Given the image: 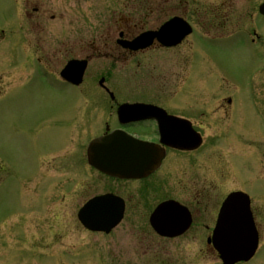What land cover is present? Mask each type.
I'll use <instances>...</instances> for the list:
<instances>
[{
  "label": "rangeland",
  "instance_id": "1",
  "mask_svg": "<svg viewBox=\"0 0 264 264\" xmlns=\"http://www.w3.org/2000/svg\"><path fill=\"white\" fill-rule=\"evenodd\" d=\"M91 1L81 2L82 17L91 16ZM260 2L236 0L232 4L236 11L226 34L235 30L240 35L249 32L250 37L256 39L252 33V27H256L264 35V18L256 12ZM224 3L226 0H192L188 18L196 32L190 37L186 49L182 46L175 54L173 51L157 54L164 67L174 64L175 73L165 70L169 75L163 76L155 70L157 65L144 66L148 68L144 70L145 74L151 72L152 77L144 81L140 76L132 77V80L128 78V81L120 80L119 88L124 89L126 85L128 91L119 97H131V94L151 88L163 89L165 94L172 90L177 95L189 90L192 103L205 107L209 114L206 120L208 127L203 130L209 159V236L221 202L230 190L241 188L254 200L252 211L260 243L251 261L238 264H264V165L256 166L258 158L253 159L256 163L251 162L247 170L242 158L236 159L240 187L221 191L217 186L220 160L227 161L230 153L243 154L241 149H234L230 143L220 139L223 137L222 126L216 123L222 115L216 107L221 98L230 96L228 93L232 90L235 92L237 117L243 122L241 127H246L249 132L253 130L250 136L256 144L252 152L264 151V142L257 144L259 137L264 138V37L256 39L260 46L248 43L239 34L229 39L209 41L212 39L210 36H218L215 28L210 27L218 23L210 11L222 9ZM6 4V0H0V20L5 14ZM254 17L259 18L252 24ZM206 18L208 22H203ZM203 34L209 38H204ZM4 47L0 48V61L10 55ZM14 55L21 58L17 52ZM206 89L209 96H201L202 90ZM172 99L177 103L182 100L179 96ZM83 103L73 88L59 85L56 81L51 83L24 76L15 81L4 78L0 84V264H159L151 255L145 254L147 250L152 254L148 246L151 238L139 239L141 233L137 226L129 230L131 219L142 217L145 210L134 194L137 184L131 181L113 183L116 190L120 187L119 191L124 194L122 197L126 195L123 198L129 202L124 220L110 233L90 232L78 219L85 202L103 194L109 187L108 179L100 176L87 162V146L103 131L102 128H85L83 116L78 126L76 121L73 122L75 118L71 115V108ZM201 110L195 109L191 114ZM93 124L99 126V120L95 119ZM243 131L240 128V136ZM253 157H258V154ZM164 175V179L161 175L157 177L161 179L162 192L183 198L184 180L181 181L178 175ZM119 191L117 193L121 195ZM152 201L150 198L149 202ZM165 243L167 249L191 250L187 256H176L172 264H222L212 245L206 240H195L192 233L173 241L171 246ZM164 258L161 257V264H169L163 262Z\"/></svg>",
  "mask_w": 264,
  "mask_h": 264
},
{
  "label": "flooded vegetation",
  "instance_id": "2",
  "mask_svg": "<svg viewBox=\"0 0 264 264\" xmlns=\"http://www.w3.org/2000/svg\"><path fill=\"white\" fill-rule=\"evenodd\" d=\"M6 1L5 14L0 20V48L5 46L4 49H7L10 55L6 60L0 61V84H3L4 78L15 81L25 76V78L34 77L37 80H46L51 83L56 81L59 85L73 88L78 100L83 99L84 102L71 108V115L75 118L73 122L76 121L78 126L81 123L80 119L84 117L83 122L87 125L85 128H94V126L102 128L103 131L93 138L102 136L107 131L122 130L134 138L158 145L161 144L160 127L167 126L174 128L180 135H187L189 133L187 128H190L200 137L201 144L194 150L164 147L165 155L160 167L145 179L131 180L137 184L134 194H137L145 210L142 217L131 219L129 230L137 226L141 233L139 239L145 241L151 238L149 239L151 243L148 246L152 254L148 250L145 254L151 255L159 264H161V257H165L164 263L172 264L176 261H174L176 256L189 255L190 248H182L177 251L164 246L167 245L165 242L171 246L173 241L191 235V233L195 240L207 241L209 237V209L207 206L209 159L206 154L207 142L203 133L209 124L206 121L209 115L208 111L204 106L192 103V94L189 90L177 95L172 90L165 94L163 89L151 88L142 90L135 95L131 94V97L120 98L128 89L125 88L126 85L124 89L119 87L120 80L128 78L132 80V77L138 76L142 81L145 78H151V72L145 74L144 70L148 68L144 66L157 65L155 70L163 76L168 74L165 70L171 74L175 73L174 64L168 68L164 67L159 63L157 54L160 51H173L175 54L177 49L182 46L186 49L190 37L195 34L196 30L182 43L173 47H166L156 39L146 48L134 49V43L144 33L157 32L163 25L177 17L186 20L193 26L188 18L192 11V0H92V13L89 18L80 15L81 2L84 0ZM235 1L226 0L222 9L215 8L210 11L211 15L215 14L213 17L218 20L217 24L210 25L211 28H215L214 31L218 35L210 36L212 39H229L239 34L235 33L236 30L234 33L226 34L228 24L236 11L232 7ZM256 12L258 13V8ZM80 18L83 19V23ZM257 18L254 17L251 22L254 24ZM202 21L208 22V18ZM258 31L259 29L252 27L253 35L260 40L264 35L263 32L259 33ZM242 33V35H238L240 38L250 44H259L256 39H253V36L250 37L249 32ZM204 38L208 39L209 36L205 34ZM15 52L21 58L16 57ZM72 61H77L78 64H75L73 69L66 73V76L77 79L83 69L82 82L78 85L71 83L63 76V72ZM202 92L204 93L201 96H209L208 89L202 90ZM228 94L230 96L221 98V103L216 107L218 113L222 112L221 119L216 123L222 126L223 137L220 136V139L230 143L234 149H241L243 154L230 153L227 161L220 160L219 170H217L219 173L217 186L221 191L233 186L240 187L236 159L242 158L243 166L247 170L252 163H256V161L253 162V159L258 158L256 166L264 165V151L252 152V147L256 144L252 142L254 138L250 136L253 130L249 132L246 127H241L243 122H240L237 117L234 90ZM176 96L182 98L179 103L172 99ZM123 104H142V106L137 110L124 112L120 117L118 111ZM198 108L202 110L192 115L193 110ZM95 119L99 120V126L98 124L91 125ZM199 119L202 121L200 122ZM240 128L244 130L241 136L239 135ZM192 130L190 135H193ZM257 140V144L264 142V138L259 137ZM256 154L258 157H253ZM93 170L108 179L109 187L104 193L119 195L117 190L119 191L120 187L116 190V185L113 183H127L125 180L104 175L94 168ZM165 173L178 175L182 178L181 181L184 180L183 198L162 192L160 181L166 178ZM159 176L161 179H157ZM152 179H154L153 182H151ZM230 191L244 190L240 188ZM119 192L121 194L119 196L122 197L123 191ZM150 198H153L151 203L149 202ZM171 199L187 207L192 221L189 229L176 238L160 236L150 223V216L156 207ZM124 200L126 214L129 200ZM251 200L253 203L254 200L252 198ZM198 252L200 255L202 250L200 249Z\"/></svg>",
  "mask_w": 264,
  "mask_h": 264
},
{
  "label": "water",
  "instance_id": "3",
  "mask_svg": "<svg viewBox=\"0 0 264 264\" xmlns=\"http://www.w3.org/2000/svg\"><path fill=\"white\" fill-rule=\"evenodd\" d=\"M260 12L264 15V3L260 7ZM191 32L190 25L176 19L159 32L150 33V37L148 35L145 37L150 38L149 41L156 37L164 45L171 46L180 43ZM80 81L78 79L76 83ZM172 143L168 144L191 150L198 147L201 140L196 134L189 141ZM163 155V149L134 140L121 131L93 140L87 150L88 162L93 167L120 179L147 177L158 168ZM124 210L125 204L121 198L107 194L86 202L79 210L78 219L90 231L110 233L122 221ZM150 222L160 235L177 237L189 228L191 215L178 202L167 201L156 208ZM208 243L213 245L223 264L248 262L254 257L259 246V236L248 195L235 192L226 198Z\"/></svg>",
  "mask_w": 264,
  "mask_h": 264
}]
</instances>
